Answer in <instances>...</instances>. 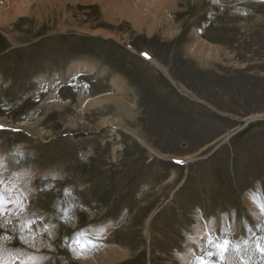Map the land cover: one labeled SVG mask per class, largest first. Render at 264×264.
I'll return each instance as SVG.
<instances>
[{"label":"rangeland","instance_id":"obj_1","mask_svg":"<svg viewBox=\"0 0 264 264\" xmlns=\"http://www.w3.org/2000/svg\"><path fill=\"white\" fill-rule=\"evenodd\" d=\"M124 10L34 3L0 23V180L25 205L0 217L7 264H192L201 222L228 239L264 223L244 200L264 197V0H170L137 10L139 27ZM78 60L91 69L70 73ZM81 231L99 246L76 256L64 245Z\"/></svg>","mask_w":264,"mask_h":264},{"label":"snow or ice","instance_id":"obj_2","mask_svg":"<svg viewBox=\"0 0 264 264\" xmlns=\"http://www.w3.org/2000/svg\"><path fill=\"white\" fill-rule=\"evenodd\" d=\"M142 55L150 59L147 53H143ZM4 127V125L0 124V129ZM258 196H260L259 190L250 194V199L260 210V218H264V197L258 199ZM9 205L19 209L17 212L18 218L21 216V213L25 211L22 198L6 196L3 180H0V217H3L6 211H11ZM57 211L64 223L67 224L70 222L68 219H64L70 215L69 209L65 207L59 198ZM252 215L254 218H257L255 213H252ZM232 218L233 220L235 219V212L232 213ZM38 219L37 217H33L26 222L23 219H18L17 227L21 233V240L25 239V230H30L31 225L37 223ZM8 223H11V221H8ZM3 226L4 225H0V227ZM46 229L47 226H45L44 230ZM245 230L247 234L241 236L239 239H228L226 237L230 236L231 233L227 232L224 228L220 230L219 234H214L213 230L206 226L205 235L207 236V240L205 246L198 245L199 254L193 253L194 259L192 264H264V223H257L253 227L245 221ZM187 238L189 240L193 239L191 236ZM64 239L68 240V237L65 236ZM3 243L4 238L0 237V245H3ZM64 246L69 248L74 255L82 256L94 250L99 245L97 240L88 237L87 233L81 231L73 233L71 240ZM77 249H79V251H77ZM213 257H215V259H213ZM32 259L42 258L35 257ZM0 264H3L2 260H0ZM13 264H15V260ZM21 264H28V261H21Z\"/></svg>","mask_w":264,"mask_h":264},{"label":"bare ground","instance_id":"obj_3","mask_svg":"<svg viewBox=\"0 0 264 264\" xmlns=\"http://www.w3.org/2000/svg\"><path fill=\"white\" fill-rule=\"evenodd\" d=\"M103 1H105V5L109 6L111 9L123 6V8H125L123 14L124 15H128L131 18V20L133 21V24L134 25H138V27L140 26L139 22L142 21V16H141V13H139L137 10H145L146 12H149V11L152 10V12H153L157 8L159 12L165 13L166 10L169 8V5H170V0H122L121 4H118L117 2H115L113 0H103ZM61 2H64V0H0V23H6V21H10L12 18H15L17 15H21L22 13L29 12L31 10V8L33 7L34 3H36L37 6H40L43 3H47V5L48 4L52 5V4L61 3ZM178 2H179V0H176V3H178ZM126 9L129 10L131 13H128L126 11ZM133 13H135V14L132 15ZM147 20L148 19H144V22H146ZM147 22H149V20ZM206 45L207 44L202 41L199 44V46L197 47V49L198 48L199 49L200 48H205V49L209 48V49H211L210 46H206ZM89 65L90 64L87 63L85 60H78L76 63H74V65L72 64V66L69 68V71H70V73H73L74 71H77V70L88 69V68H90ZM100 98H101V96H100ZM100 98L96 97L95 100L90 99V100H92L91 102L88 99H87V101H85L84 99L83 100L85 101V106L89 107V106H91L93 104L98 103V101L100 102V101L103 100V97H102V99H100ZM114 98H116V97L113 96V95L105 97L106 100L107 99H114ZM107 102H108V100L106 101V103ZM73 123H74V120L71 119V124H73ZM4 124H5V122H4ZM86 129H89V128L86 125H84L80 129L78 128V129H75V130L80 131V130H86ZM230 134L228 136H230ZM228 136H226V138ZM3 159L4 158L1 155L0 156V162ZM11 184H12V182H11ZM244 200H245V203H246L245 205L249 206L252 209L255 208V205L253 204L252 200L250 199V195L249 194H247L245 196ZM215 225H216V221L215 220H210V221H208V223H207V221L201 222L196 227V229L194 228L195 229L194 233L196 234L195 237L198 238V239H201V237H203V239H204L205 238L204 234H205L206 226L214 229ZM191 245L186 248V252H185V255H184V260L185 261L188 260L189 257L193 255V246H191ZM1 251L5 252L4 250H1ZM5 253H7V252H5ZM119 253H120V251H119ZM105 255H107V254H105ZM120 255H121V253H120ZM98 257H99V255H98ZM105 257H107V256H105ZM6 258H8V260H9L8 255H4V253L0 252V260L3 261V264H7V262H6L7 259ZM87 258H89V257H86V259ZM22 260H25V258L22 257ZM92 260H93V258H92ZM112 260L113 259H111V261ZM4 261H5V263H4ZM83 261H84V259H83ZM9 263H10V261H9ZM99 263H101V262L99 261Z\"/></svg>","mask_w":264,"mask_h":264}]
</instances>
